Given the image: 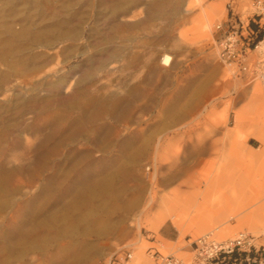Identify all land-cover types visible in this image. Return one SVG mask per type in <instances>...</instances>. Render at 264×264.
Segmentation results:
<instances>
[{
	"label": "rangeland",
	"instance_id": "rangeland-1",
	"mask_svg": "<svg viewBox=\"0 0 264 264\" xmlns=\"http://www.w3.org/2000/svg\"><path fill=\"white\" fill-rule=\"evenodd\" d=\"M253 1L0 0V52L21 47L27 62L0 61V264H109L123 249L136 264H156L154 251L213 264L191 246L210 232L246 233L264 258V228L238 221L264 203V146L251 134L264 84L233 75L214 49L230 4L255 26ZM65 20L72 38L31 41ZM94 97L114 110L69 137L79 109L64 105ZM52 126L67 128L37 160Z\"/></svg>",
	"mask_w": 264,
	"mask_h": 264
},
{
	"label": "built area",
	"instance_id": "built-area-1",
	"mask_svg": "<svg viewBox=\"0 0 264 264\" xmlns=\"http://www.w3.org/2000/svg\"><path fill=\"white\" fill-rule=\"evenodd\" d=\"M252 7L258 17V21L253 19L254 27L249 20L244 22L230 4L226 20L216 25L219 36L215 40L214 49L217 59L228 66L233 75L244 76L250 82L258 81L264 84V59L258 58L252 61V53L258 50L259 45L264 41V36L262 39H257L258 33L264 31V1L254 0ZM191 246L194 248L197 260L216 264L222 255H229L235 250L250 252L253 244L252 238L241 232L235 238L224 241L217 240L212 234H206L193 240ZM253 249L257 252L255 248ZM153 256L156 264H184L173 254L162 255L154 251ZM132 260L131 249H123L115 252L109 264H136Z\"/></svg>",
	"mask_w": 264,
	"mask_h": 264
},
{
	"label": "bare ground",
	"instance_id": "bare-ground-1",
	"mask_svg": "<svg viewBox=\"0 0 264 264\" xmlns=\"http://www.w3.org/2000/svg\"><path fill=\"white\" fill-rule=\"evenodd\" d=\"M197 1H201V0H197ZM207 25L209 26V24H207ZM66 26H67V21L60 23V29L57 31V33L55 31H53V30H49L48 29V30H46L44 32L36 31V32H34V34H29L28 29L24 28V27L20 30V32L19 31L16 32V31L12 30L11 28H9L7 30V34L9 36V39H7V42L10 43L11 39H16V40L24 39L26 36H28V34L30 35L31 41L33 43H39L41 41V39H43V37H46V38H50L51 37V38H55L56 40H64V39L72 38L73 36H69V35H71V33H69L70 31L67 29ZM54 33H56V34H54ZM21 49H22L21 47L20 48L19 47L18 48H13V49L8 47V48L3 49L2 52H0V61H2L3 63H6L8 69H10V71L11 70L14 71V69H17L18 67L27 66L26 59L24 60V59L20 58V56H18V53H20L22 51ZM259 49L262 52H264V41H262L261 44L259 45ZM7 52H10V53L6 54ZM111 57H114V55L112 54ZM13 58H15V59H13ZM107 103L108 102H105L104 100L97 99L96 97H94L89 102H87V105L85 107H83L81 105L78 106L79 104H77V102H70L68 104H65L64 107L66 109H68V110H72L74 108H78L79 109L78 116L77 117L74 116L75 118L71 122V124H73V125H72V128H70V129H72V130L74 129V130H73L72 133H69L68 136L71 137V138L72 137L73 138L76 137L77 135H79L82 132H84L85 129L88 127V125L91 122H96L101 115L109 114L110 110H114L115 102L111 103V109H109V110L107 109ZM263 108L264 107L261 105L260 110L258 112V116H259V121H258L259 122L258 123L259 124V127H258L259 129L257 130L258 132L257 133H251L253 137H255L259 142H261L262 146H264V115H263ZM235 124H236V127L242 126L243 118H242V116L240 114H238L236 116V123ZM52 128H53V126L51 127V129ZM61 128L62 129L60 130V128H59L58 131H55V130L52 129V130L46 132L43 135L40 144L36 146L37 147V156H36L37 160L43 159L44 156L47 155L46 150H47V146L49 145V142L56 136V133H58V132H62L63 133L64 130H66L67 126H64V127H61ZM41 162H42V160H41ZM43 168H45V167H43ZM64 173H65V171H64ZM79 176H80L79 179L75 183H72L69 186H67V188L65 189V193L73 192V190L77 187L79 182L82 181L84 178H86V176L84 174H82V173H80ZM53 180H54V175L50 176L47 179V186L48 187L51 186V183L53 182ZM1 181H2V174L0 175V182ZM41 193L45 194V193H48V192L42 191ZM77 194H79V193H77ZM161 207H162V209L164 211L166 210L167 212H173L176 209L175 204L171 203L169 198H163L162 199ZM240 209L241 208H238V212L236 214L240 215V213H242V210H240ZM220 210H221V212H225V211L227 212V211L233 210V208H232L231 205L227 204L226 206H224ZM173 216L175 217L176 215H173ZM163 217H164L163 215H160L158 217V221L159 222L163 221V219H164ZM174 220H175V223H176V219H174ZM238 221H239V225L241 227L242 226H253V227L264 228V203L261 206H259L258 208L252 210L249 214L242 215L241 217H239ZM177 223H179V222H177ZM84 233H87V231L84 232ZM207 234H212L215 237V235L212 232L207 233ZM19 238H20V236H19ZM82 259H83V257H82Z\"/></svg>",
	"mask_w": 264,
	"mask_h": 264
},
{
	"label": "trees",
	"instance_id": "trees-1",
	"mask_svg": "<svg viewBox=\"0 0 264 264\" xmlns=\"http://www.w3.org/2000/svg\"><path fill=\"white\" fill-rule=\"evenodd\" d=\"M261 34L258 36V40L261 38ZM216 264H264L262 258V252H255L251 249L250 252H243L235 250L229 255H222Z\"/></svg>",
	"mask_w": 264,
	"mask_h": 264
},
{
	"label": "crops",
	"instance_id": "crops-1",
	"mask_svg": "<svg viewBox=\"0 0 264 264\" xmlns=\"http://www.w3.org/2000/svg\"><path fill=\"white\" fill-rule=\"evenodd\" d=\"M168 236V235H167Z\"/></svg>",
	"mask_w": 264,
	"mask_h": 264
}]
</instances>
